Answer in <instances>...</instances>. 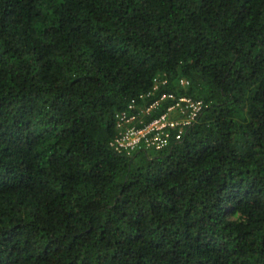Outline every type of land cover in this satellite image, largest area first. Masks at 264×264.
Instances as JSON below:
<instances>
[{"label":"trees","instance_id":"obj_1","mask_svg":"<svg viewBox=\"0 0 264 264\" xmlns=\"http://www.w3.org/2000/svg\"><path fill=\"white\" fill-rule=\"evenodd\" d=\"M160 93L206 107L114 151ZM0 264H264V0H0Z\"/></svg>","mask_w":264,"mask_h":264},{"label":"built area","instance_id":"obj_2","mask_svg":"<svg viewBox=\"0 0 264 264\" xmlns=\"http://www.w3.org/2000/svg\"><path fill=\"white\" fill-rule=\"evenodd\" d=\"M165 80L160 83L165 84ZM158 83L155 82L151 94L158 91ZM180 85L187 82L180 80ZM145 96H140L144 99ZM168 103L161 114L145 122L143 116L158 111ZM206 105L191 97H177L172 93H160L151 103L138 109L137 103L131 101L127 108L115 115L116 136L110 142L111 147L117 153L130 155L136 150H161L166 148L173 139L178 141L186 130L196 122L198 116Z\"/></svg>","mask_w":264,"mask_h":264}]
</instances>
